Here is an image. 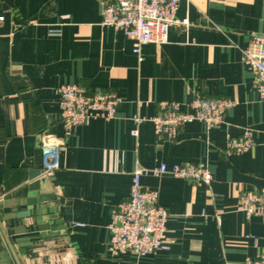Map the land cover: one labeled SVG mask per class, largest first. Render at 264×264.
<instances>
[{
  "label": "crops",
  "instance_id": "0c3cea01",
  "mask_svg": "<svg viewBox=\"0 0 264 264\" xmlns=\"http://www.w3.org/2000/svg\"><path fill=\"white\" fill-rule=\"evenodd\" d=\"M103 7V0H0V264H17L2 227L21 264H242L264 253L263 219L236 209L243 190L264 185V102L243 59L250 36L264 33V0H181L168 42L145 44L141 56L122 31L102 25ZM62 84L115 91L122 101L116 117L74 128L49 176L48 204L66 228L20 247L19 239L39 237L38 226L7 216L26 208L17 201L43 162V141L65 135ZM197 94L236 103L217 126L196 120L174 140L158 135L150 117L160 102L186 105ZM135 114L144 118L137 136ZM245 129L254 146L231 151L230 139ZM185 162L207 165L211 184L170 174L142 180L170 212L169 249L114 257L108 226L135 167Z\"/></svg>",
  "mask_w": 264,
  "mask_h": 264
},
{
  "label": "built area",
  "instance_id": "2783aa9c",
  "mask_svg": "<svg viewBox=\"0 0 264 264\" xmlns=\"http://www.w3.org/2000/svg\"><path fill=\"white\" fill-rule=\"evenodd\" d=\"M181 0H103L102 25L112 26L122 31L133 41V51L141 56L142 48L148 43H166L169 28L178 22L177 11ZM4 19L0 16V22ZM187 24L188 20H183ZM244 62L254 73V85L264 102V33L250 36L243 54ZM60 96V118L65 135L62 138L49 137L41 145L42 172L52 175L59 167V155L67 145L74 128L91 118L111 119L116 117L121 97L115 91L98 90L87 93L77 84H62L58 88ZM231 98H209L197 94L195 98L182 105L176 101H161L160 110L150 120L158 135L170 140L176 139L183 125L201 121L207 128L223 122L229 108L235 104ZM138 125L144 120L139 114L133 116ZM254 146L251 129L230 139L229 149L235 152L250 150ZM161 176L170 174L194 184L210 185L212 172L207 165L185 162L169 167L161 163L148 168L137 165L132 172L133 180L129 196L118 202L112 212L109 224L111 241L109 250L114 257L126 252L139 256L169 249L167 221L170 212L160 203L159 192L145 187V175ZM236 209L247 218L257 215L264 221V185L255 190H243L238 198ZM242 264H264V253L256 258H247Z\"/></svg>",
  "mask_w": 264,
  "mask_h": 264
},
{
  "label": "water",
  "instance_id": "95a60500",
  "mask_svg": "<svg viewBox=\"0 0 264 264\" xmlns=\"http://www.w3.org/2000/svg\"><path fill=\"white\" fill-rule=\"evenodd\" d=\"M23 188L26 189V193L23 197L18 199L17 203L20 205H26V208L24 210L13 208L11 213L8 214L7 219L13 221L19 219L24 221L26 218H34V222L37 224L39 229V237H32L29 240L19 239L17 242L20 247L28 246L35 240L44 236L57 235V233L66 228L63 221L56 213L55 208L48 204L55 199V196L52 192L50 177L42 172V164L36 165L30 170L29 180L23 185ZM43 203H45V206H42ZM2 230L7 238V242L17 264H21L3 227ZM18 233H23V230L18 231Z\"/></svg>",
  "mask_w": 264,
  "mask_h": 264
}]
</instances>
